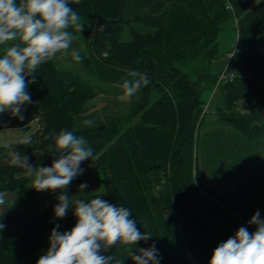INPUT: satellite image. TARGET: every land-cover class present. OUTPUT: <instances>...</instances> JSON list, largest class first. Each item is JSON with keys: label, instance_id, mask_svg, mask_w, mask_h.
I'll return each instance as SVG.
<instances>
[{"label": "trees", "instance_id": "16d2710c", "mask_svg": "<svg viewBox=\"0 0 264 264\" xmlns=\"http://www.w3.org/2000/svg\"><path fill=\"white\" fill-rule=\"evenodd\" d=\"M71 7L88 33L90 50L81 60L90 74L122 91L125 80L139 78L133 73L150 81L130 103L136 122L125 127L128 115L102 122L89 117L94 123L84 125L98 91L54 61L44 63L28 87L24 119L0 114V130L18 129L31 139L0 146V193L33 179L11 164L14 154L49 167L56 159L49 134L74 131L92 148L83 165L102 175L104 189L73 199L101 196L128 208L140 231L152 234L132 251L155 244L160 264H209L215 248L240 227L256 231L248 222L257 211L264 219V0H79ZM137 24L154 30L140 32ZM126 27L132 39L122 42L118 36ZM225 33L237 47L217 70L226 56ZM216 92L221 99L209 112ZM243 101L251 110H241ZM213 113L217 119L208 118ZM36 201V193L24 195L14 203L20 211L0 212L6 225L0 264H37L53 228L75 226L71 208L55 220L58 201L43 207ZM128 253L117 246L107 254L113 264H133Z\"/></svg>", "mask_w": 264, "mask_h": 264}, {"label": "clouds", "instance_id": "9594fccd", "mask_svg": "<svg viewBox=\"0 0 264 264\" xmlns=\"http://www.w3.org/2000/svg\"><path fill=\"white\" fill-rule=\"evenodd\" d=\"M72 3L79 0H0V114L24 119V106L31 102L28 87L36 82L41 65L67 57L81 60L80 51L73 49L72 44L75 33L83 32L84 23ZM132 75L139 78L125 80L122 85L128 98L150 83L145 75ZM83 123L91 126L94 122ZM48 138L54 141L56 150L51 166L32 165L28 156L19 153L12 156L11 164L33 178L31 188L35 191L59 192L54 219H64L71 208L76 224L66 232L59 231V224L53 228L50 247L37 264H113L114 257L107 253L117 246L129 249L133 264H160L155 244L138 252L131 250L151 239L152 234L140 231L128 208L118 207L101 196L86 201L67 195L71 182L84 172L81 165L93 157L88 142L68 129L50 133ZM30 142V137L20 141L25 145ZM87 187L86 183L79 186L80 191ZM5 203V196L0 193V206ZM248 223L255 225L256 231L250 233L247 227H240L215 248L209 264H264V219L257 211ZM5 227L0 223V230Z\"/></svg>", "mask_w": 264, "mask_h": 264}, {"label": "rangeland", "instance_id": "374dc122", "mask_svg": "<svg viewBox=\"0 0 264 264\" xmlns=\"http://www.w3.org/2000/svg\"><path fill=\"white\" fill-rule=\"evenodd\" d=\"M136 28L140 32L144 33L153 32L154 30L152 27L144 24H137ZM118 38L122 42L130 41L132 39V29L127 27L124 28L120 31ZM222 43V53L226 54V56L220 59V61L218 62L219 66L216 67L217 70L220 69V67H223V69L226 67V65L228 64V59L231 55L230 52H232L233 49L237 47V41H235L234 37L228 33L224 34ZM72 48L79 50L81 56H88L90 50V41L88 39V33L86 34L84 30L82 33H75V40L73 41ZM261 51L264 54V39L261 45ZM54 62L60 69L78 75L82 78L83 81L90 84L98 91L96 99L91 100L88 105V111L86 113V116H88V118L84 117L85 120H89V117L92 120H98L99 117L102 122L108 119L110 120L112 119V117L115 116L124 118L128 115V117H126L124 121L126 123L125 127H127V125L129 126V124H134L136 122L135 120L131 121L132 117L130 114V103L133 101V96L131 98H128L124 95V91H122V89H113L112 86L101 83L95 76H93L86 70L82 63V60L76 62L71 57H67L64 59L54 60ZM216 89H218V87ZM262 89H264V83ZM213 97L214 103L209 107L207 106L206 108L207 110L209 109V112L214 111L216 107L215 104L218 103L221 99V94L219 92H216L213 94ZM240 108L244 111L251 110L250 106L246 103V101H243L241 103ZM127 118H129L130 121H127ZM208 118L217 119L216 113L210 114ZM36 127V125H33L32 129L27 133V135L33 134L35 132ZM22 137L23 133L20 130L3 131L0 133V146L14 143ZM81 167L84 169L83 174L73 180L68 188L67 195L70 198L88 195L93 193L94 191H97L98 189H100L101 191L104 189V180L101 174L93 176V174L90 172L86 165L82 164ZM84 183H86L88 187L84 191H80L79 186ZM96 185H98L97 188H95ZM31 187L32 179L24 186L17 189L15 192L4 193L6 203L0 206V212L15 213L20 211V208H18V206L14 203L19 197L29 195L31 193H36V203L40 207L56 202L57 197L60 195L59 192H37ZM260 200H264V196H261Z\"/></svg>", "mask_w": 264, "mask_h": 264}, {"label": "crops", "instance_id": "0c3cea01", "mask_svg": "<svg viewBox=\"0 0 264 264\" xmlns=\"http://www.w3.org/2000/svg\"><path fill=\"white\" fill-rule=\"evenodd\" d=\"M15 130H18V129H15ZM3 131H8V130H0V133L3 132ZM21 131V130H20ZM23 133V132H22ZM26 135L23 134V137L21 139H23ZM19 139V140H21ZM18 141V140H17ZM7 145V144H6Z\"/></svg>", "mask_w": 264, "mask_h": 264}, {"label": "built area", "instance_id": "2783aa9c", "mask_svg": "<svg viewBox=\"0 0 264 264\" xmlns=\"http://www.w3.org/2000/svg\"><path fill=\"white\" fill-rule=\"evenodd\" d=\"M224 78H225V76H224V75H222V77H221L220 81H221L222 79H224Z\"/></svg>", "mask_w": 264, "mask_h": 264}]
</instances>
